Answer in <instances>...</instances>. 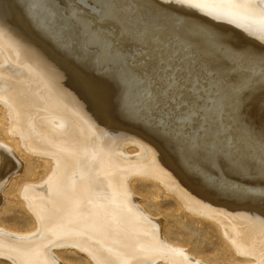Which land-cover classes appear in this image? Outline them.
Listing matches in <instances>:
<instances>
[{
  "label": "bare ground",
  "instance_id": "obj_1",
  "mask_svg": "<svg viewBox=\"0 0 264 264\" xmlns=\"http://www.w3.org/2000/svg\"><path fill=\"white\" fill-rule=\"evenodd\" d=\"M194 1L200 6L192 11L180 6L191 7ZM171 4L215 32L197 33L205 23H197L198 27L179 23L185 54L182 51L183 56L169 62V70L159 72V79L165 81L162 85L171 90L179 87L180 92L187 84L182 79L188 77L206 88L211 87V77L224 80L218 96L203 99L205 105H181L179 113L175 101L170 105L162 101L161 106L152 103L154 87L146 97L134 93L146 104L145 111L138 99L132 102L140 109H130L128 98L122 100L126 107L121 108L117 93L124 87V74L122 79L116 77L118 64L108 69L110 74L92 67L93 76L74 59L67 65L56 62L51 52L17 37L0 22V123L10 144L0 142V192L12 175L23 172L24 155L42 160L46 167L42 181L26 185L19 194L36 221L35 231L16 234L0 229V257L13 264H60L52 251L69 248L85 253L94 264H154L157 260L204 264L165 242L160 221L146 215L132 194L130 185L140 178L164 190L182 207L185 202L191 214L215 217L223 236L247 260L244 264H264V186L255 185L250 168L242 173L238 166L244 154L240 158L237 149L244 144L240 146L234 134L244 130L233 116L246 115L247 133H256L254 149L244 160L264 163V16L260 14L264 4L261 0ZM237 21L253 23L257 32L246 35L250 27L228 26ZM217 34L219 38L213 39ZM239 41L246 45L240 47ZM247 45L248 50L253 45L260 48L259 53L253 48L250 51L255 54L245 53ZM209 66L215 72L208 71ZM133 69L140 71L131 66L129 73ZM186 90L180 92L185 101Z\"/></svg>",
  "mask_w": 264,
  "mask_h": 264
},
{
  "label": "rangeland",
  "instance_id": "obj_2",
  "mask_svg": "<svg viewBox=\"0 0 264 264\" xmlns=\"http://www.w3.org/2000/svg\"><path fill=\"white\" fill-rule=\"evenodd\" d=\"M44 1H46V3ZM44 1L0 0V22L7 30L13 32L17 37L27 39L31 44L34 43L36 46L42 47V49L51 52L53 55L52 57H54L56 62L67 65L74 59L78 65H83L85 69L88 68L91 72L93 71V76L95 70L92 69L96 68L105 74H110V67L113 64H118L119 73L117 72L116 77L119 79L123 78V82L121 83L124 87H120L121 89L117 88L119 89L117 95L118 98H120V96L122 98H120L118 102L119 105L122 103L123 106H121V108L123 107V109L126 106H124L125 104L122 100L126 101L128 98L129 100H127V104L131 103L132 108L128 107L133 109L134 102H132V100L138 99L134 93L145 96L148 92L152 93L150 87H154L152 103L157 102L161 106L162 101L170 102L169 105L171 102L175 101L174 109L179 113V110L182 107L181 105H205L207 102H204L203 99L207 100L210 96L217 95V91L222 87V82H224L222 77H211L208 79L211 84L210 88H206L203 83L200 84L195 78L189 79L188 77V80L182 79L183 84L187 81L186 86L180 91L184 93L187 88V100L185 101L186 98L179 92V87H177L176 90H171L166 87L168 85H162V83L165 84L164 80L159 79V72L167 71L166 68L170 69L169 65L171 64H169V62L172 63L178 57H181V55L183 56L182 51L185 54V49L183 48L185 43L184 39L179 40L178 37L179 23H185L188 26L195 25L197 27L200 26L197 23H201L194 19L196 16H191L190 13H185L183 10H179L178 7L171 4L172 2L177 4L179 0H164L166 3H163L160 0H103L104 2L102 0H51L53 1L52 3H48L49 1L47 2V0ZM160 2H162V4ZM195 2L196 1H194V3ZM168 4L172 8L168 6ZM180 6L187 9L186 11H192L195 8L187 5ZM139 7H142L145 11H142L143 9ZM260 11V14H263L264 16V9H260ZM137 14H139V18ZM142 16L146 17L143 18ZM146 20H149L150 25ZM202 23L204 24L205 22ZM230 24L232 26L228 25L229 27H250V31L244 33L246 35H248L249 32L251 33L254 30H257L252 26L253 23H239L237 21ZM204 25V27H198L202 30L197 31V33L212 35V32H215L214 29L206 26L208 25L207 23ZM112 26H115V28ZM157 27L161 28L158 29ZM230 30L235 32L236 29L230 28ZM159 32L161 34H159ZM162 33L164 36H162ZM218 38L219 35L215 36L213 39ZM222 38L223 37H221V39ZM258 39H260V37H258ZM179 42L183 43L181 44ZM243 42H240L242 45L240 47L242 48L246 45L245 42L242 44ZM164 44L165 47L168 46L171 50L168 51V47L164 48ZM168 44H170V46ZM248 46L249 45L246 46V49H243L245 53L250 52L249 55L255 54L257 51L259 53L260 48H258L259 50H256L257 48L254 49V45H250L252 48L254 47V51L256 50L255 53H252V51H250L252 48H249L248 50ZM240 49L241 48H239V51H241ZM92 52L95 55H93ZM221 54L224 55L223 52ZM72 55L77 56V58H74ZM166 58H168V61ZM127 62L129 63L127 64ZM148 62L151 64H148ZM131 63H135V65H132ZM0 64L2 65L3 62L0 61ZM130 65L137 67L140 71L137 69L134 71L133 69L130 74ZM148 70L151 71L149 72ZM210 70L212 71L213 69L210 67L208 71ZM111 72L113 73V69ZM121 72L124 74L122 78H120L122 75ZM149 73L151 75H149ZM155 73H157L158 76L155 75ZM154 78L156 79L154 80ZM235 94L238 95V93L234 92V96ZM213 99L215 100L217 98L214 97ZM181 100H183L182 103H180ZM138 101L142 103L141 100L138 99ZM142 104L144 106L141 107L145 111L146 104H144V102ZM138 108L140 109V107H134V109ZM130 111L131 110L127 109V112ZM157 111H160V108H158ZM237 113H235V115L233 114V116L239 120L238 123L244 130V132L241 131L239 135L234 134L236 138L238 137L239 145L241 146V144H244L243 148L239 147L237 149V153L240 152V158L244 154L242 160L238 159V163L240 162V165L238 166L241 167L240 170L242 173L245 172V168H250L253 174L252 178L255 179V185L261 184V187H263L264 163L258 164L255 158L250 159L249 161L244 160L247 152L249 151L248 153H251L254 149V143L256 142L255 130L251 133H249V130L247 133L244 121L247 123L249 121L246 115L243 116L238 114V117ZM55 122L57 123V121ZM143 123L145 124L146 120H143ZM1 124L2 123H0V142L6 143L8 142L7 136L4 133ZM251 135L252 138L250 137ZM126 136L127 137L124 139L128 138V135ZM131 142H134V140ZM127 144L130 145V142H127ZM6 145L10 144L6 143ZM119 146L118 152L120 148ZM262 154L264 155V151ZM260 156L262 155L260 154ZM233 158L236 160L235 154H233ZM23 162V172L18 173L19 175H12L13 178L11 177L8 179L7 183L1 186L0 192V229L16 234H29L36 229V221L25 208V204H23L21 195L19 194H21V190L26 185L41 182L46 173L44 162L38 160L36 157L24 155ZM133 174L135 176L136 173H131V175ZM130 186L133 196L137 199L139 206L144 213L150 218L160 221L161 231L164 237L163 239H165V242L171 247L184 250V252H187V254L196 261L204 264H244L247 262V260H244L242 256L237 254L232 243L223 236L221 233L222 231H220V228L215 223L216 221L214 222L215 217L211 218L212 221L208 218L206 219L203 215L191 214L185 206V202L179 200L184 203V206L182 207L175 198L166 195L164 190H160L148 180H141L139 178ZM163 187L165 190H168L165 186ZM52 253L60 264H94L85 253L78 250L55 248V251L53 250ZM0 264L13 263L9 259L7 260V258L0 257ZM154 264L166 263L163 260H157Z\"/></svg>",
  "mask_w": 264,
  "mask_h": 264
},
{
  "label": "snow or ice",
  "instance_id": "obj_3",
  "mask_svg": "<svg viewBox=\"0 0 264 264\" xmlns=\"http://www.w3.org/2000/svg\"><path fill=\"white\" fill-rule=\"evenodd\" d=\"M261 3L264 4V0H261ZM191 6L192 7H199L200 5L196 4V3H192Z\"/></svg>",
  "mask_w": 264,
  "mask_h": 264
}]
</instances>
